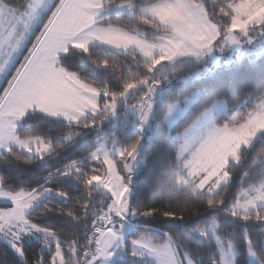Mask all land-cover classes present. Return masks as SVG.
<instances>
[{
    "label": "snow or ice",
    "instance_id": "snow-or-ice-1",
    "mask_svg": "<svg viewBox=\"0 0 264 264\" xmlns=\"http://www.w3.org/2000/svg\"><path fill=\"white\" fill-rule=\"evenodd\" d=\"M0 264H264V0H0Z\"/></svg>",
    "mask_w": 264,
    "mask_h": 264
}]
</instances>
